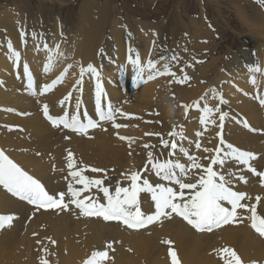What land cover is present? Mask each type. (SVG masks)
Returning <instances> with one entry per match:
<instances>
[{
	"label": "bare ground",
	"instance_id": "obj_1",
	"mask_svg": "<svg viewBox=\"0 0 264 264\" xmlns=\"http://www.w3.org/2000/svg\"><path fill=\"white\" fill-rule=\"evenodd\" d=\"M92 3L82 4L78 17L82 23L80 27L69 23L59 26L54 19L45 16L29 22L17 21L16 17L0 20V149L7 157L38 178L51 192L65 191L72 179L68 175L67 150H71L77 161L82 162L78 166H88L89 170L84 175L106 177L105 184L112 188L118 183L127 186L130 181L126 176L136 171H140L150 183L167 184L151 170L143 171L148 152L144 145H155L156 154L161 152L160 137L146 134L159 133L170 140L173 138L168 134L174 131V125L177 126L175 131L182 125L187 138L183 147L198 157L201 163L207 165L209 160L205 158L215 155L213 151L206 152L204 149L221 146L222 137L225 143L256 154L250 164L257 171H264V105L260 103V99L264 98V45L255 47L251 42L241 41L233 47L226 58V67L231 71L229 77L227 68L222 72L223 66L219 68L213 59L200 66L195 64L193 57L202 55L205 43L193 37L196 39L188 56L196 72L193 73L185 66L183 44L176 45V40L171 41L168 35L165 36L167 40H162V37L158 43L143 32V35L130 33L129 36L118 26L113 36V32L108 31L112 20L110 14L106 9L93 14L95 4ZM242 9H238L241 19L260 34L259 39L261 36L264 38V17L253 20ZM73 30L79 37L71 36ZM22 33L25 35L22 36ZM9 40L14 50L21 54L19 67L14 58H10ZM44 40L52 49L59 44L63 54L56 58L48 71H45V65L49 64V53L44 50ZM129 49L133 58L139 52L142 65L149 58L156 61L158 56H179L178 63L170 64L176 77L161 75L148 80L149 73L145 72L146 82L137 83L131 65L127 63ZM25 63L34 77L35 95L26 87L27 78L23 75ZM89 63L101 72L100 83L107 94L102 102H111L114 107L129 114L127 117L118 114L115 120V123L127 127L115 128L112 121H99L95 112V78L90 73L86 74L82 85L78 84L80 68ZM256 64L261 71L255 74L256 84H252L248 66ZM121 65L127 69L123 76L118 70ZM181 68L189 77L187 81ZM213 68L214 77L210 75ZM157 69H164L162 60ZM52 70L56 71L51 73ZM62 75L63 80L53 85ZM235 78H241L237 86L244 92L232 95ZM178 79L183 82H177ZM201 81H207L219 90L227 101L220 104L219 98L206 96L214 105L213 110L220 108L219 113L209 118L215 119L216 124L208 123L207 130L200 123L201 113L195 109L196 101H200V107L205 106L201 103V92L190 87ZM223 81L229 82L230 95L223 94ZM43 85L53 86L41 95ZM69 93L71 99L66 100ZM77 99L81 102V114L86 111L88 116L98 121V126L89 129L87 135L72 132L62 125L54 127L43 112L47 104L53 116H62L65 111L71 115ZM61 101H64L63 106ZM184 106H189L187 116ZM221 113L228 114L222 128L219 127ZM198 132L200 136H197ZM175 140L180 143V140ZM197 141L201 144L199 150L195 147ZM169 151L168 148L163 149L162 158H167ZM173 158L189 163L179 152ZM92 167L103 171L91 172ZM225 171L235 174L233 189L251 197V200L242 203L255 205L257 214L264 215L262 178L236 161L229 162ZM240 176L245 177L247 183L240 181ZM92 192L95 193V189ZM95 194L102 197V193ZM88 195L89 192H84L81 199ZM256 197H260L258 204ZM140 202L142 210L148 213L154 211L150 193H142ZM0 215L14 217L11 226L0 229V264H41V260H46L48 264H84L98 250L108 252V257L100 264H173L172 251L176 252L179 264H228L231 258L219 251L223 248L233 249L242 264H264V236L251 227L247 218L249 213L244 209L238 210L234 222L212 232L197 231L175 213L170 219L161 217L145 227L130 229L119 221L85 216L73 204L63 211L55 208L36 210L0 185ZM165 241H171V244ZM107 243L112 244L111 249H107Z\"/></svg>",
	"mask_w": 264,
	"mask_h": 264
},
{
	"label": "snow or ice",
	"instance_id": "obj_2",
	"mask_svg": "<svg viewBox=\"0 0 264 264\" xmlns=\"http://www.w3.org/2000/svg\"><path fill=\"white\" fill-rule=\"evenodd\" d=\"M25 34L22 33V36ZM35 39V36H33ZM43 39V37H41ZM26 43V41H25ZM7 47L11 53L10 58H14L17 67L21 59V54L15 51L11 40L7 42ZM39 50V46H38ZM44 50L49 53V64L45 65V71L56 62L58 56L63 54L60 52V45L57 44L55 49L48 46V41L44 40ZM132 50L129 49V56L127 63L131 65L134 78L137 83H144V73H149L147 79H155L161 75H170L176 77V73L171 70L170 64L178 63L180 57L173 54L171 57L161 56L156 61L149 59L146 64L142 65L139 52L135 53V58L131 55ZM161 60H167L169 63L164 64V71L157 69V64ZM70 67V66H69ZM249 72L252 74L250 83L256 84L255 74L261 71L258 64L248 66ZM119 72L123 76L126 72L125 66H119ZM91 74L96 80L95 86V112L99 121H112L115 128L127 127V125H120L115 123L117 115L127 117L129 114L123 113L119 108L114 107L111 102L104 103L102 98L106 97V92L103 89L101 81V72L94 65L89 63L87 66L80 68V77L78 84L82 85L83 77L86 74ZM181 73L184 69L181 68ZM23 75L27 78L26 87L35 95V82L32 73L30 72L27 63L23 65ZM189 79L184 73V80ZM63 80V75L53 82V85ZM177 82H183L177 80ZM53 85H43V95ZM215 97H218L220 104H226L227 101L223 99L222 94H219L215 88L211 89ZM71 99V93L68 94L66 100ZM204 98L201 97V100ZM260 103L264 105V98L260 99ZM64 105V101H61ZM185 107V115L189 110V106ZM196 110L201 113L200 123L205 126L207 124H216L215 119H209L214 113H219L220 108L215 110L207 106L200 107V101L195 102ZM45 117L52 123L54 127L61 125L72 132L81 135H87L91 128L98 126V121L88 116L85 111L81 114V102L77 99L75 109L71 115L65 111L62 116H53L49 112L47 104L43 107ZM83 115V118H82ZM227 113L219 115L220 125L223 127V121ZM177 126L174 125V131L168 135L170 140L164 139L159 133H151L146 135H156L160 137V154H156V146L145 144L144 148L148 149L146 163L143 171L151 170L162 181L167 184L150 183L147 179L142 177L140 171H136L126 176L129 179L127 186H121L119 183L112 188L105 184V178H93L84 175L88 171V166L82 165V162L77 161L75 154L71 150H67V167L69 169L68 175L72 178L69 181L65 191L51 192L46 189L45 185L33 175L29 174L22 167L14 163L7 157L2 149H0V185H2L13 196L18 197L22 201H26L29 205L40 209H59L61 211L67 210L70 204L75 205L76 209H80L85 216L102 217L105 221H119L130 229H139L158 221L161 217L171 218L172 214L182 217L189 225L197 231L212 232L213 229L219 228L224 224L234 222L237 219L239 209H244L249 213L247 217L251 221V227L264 236V215L257 214L255 205L249 203H242V201L251 200L247 193L234 190L232 187L233 178L235 174L225 171V166L231 162L236 161L239 164L245 165L248 169L257 176L262 178L264 183V171H257L255 167L250 164V161L256 158V154L240 150L230 143H225L223 138L220 139V145L215 149H204V151H213L215 153L212 157H206L209 160L207 165L200 162V159L191 154L183 147V141L187 139L180 136V143L174 139L180 133L175 131ZM181 129L183 126H179ZM201 133H197L200 136ZM70 139V137H66ZM123 140H132L130 137H119ZM197 150L201 148L199 141L195 142ZM170 149L167 158L163 157L162 150ZM177 152L182 154L189 163L181 162L180 159H174ZM150 166V168H149ZM91 172H102L103 169L92 167ZM67 179V177H65ZM243 183H247L245 177H238ZM80 185V187H76ZM171 185V186H169ZM95 193H102V197ZM84 192H89L90 195L83 197ZM150 193L151 200L154 205V211L148 213L141 208L140 195L142 193ZM68 197L66 201L65 198ZM103 200L104 202H101ZM257 204L260 197H256ZM230 206V207H229ZM14 217L11 215H0V229L11 226ZM55 244L54 240H51ZM171 244V241H165ZM107 249L112 248L111 243L106 244ZM47 254V249L44 250ZM223 255L230 257L228 264H242L241 258L231 248H223L219 250ZM173 264H179L177 254L175 251L171 252ZM108 257V252L105 250L94 251L90 258L84 264H100V261ZM41 264H48L46 260H41ZM255 264V262H253Z\"/></svg>",
	"mask_w": 264,
	"mask_h": 264
},
{
	"label": "rangeland",
	"instance_id": "obj_3",
	"mask_svg": "<svg viewBox=\"0 0 264 264\" xmlns=\"http://www.w3.org/2000/svg\"><path fill=\"white\" fill-rule=\"evenodd\" d=\"M84 2L95 4L93 14L106 9L112 19L108 31L111 34L113 32V36H115V30H118L115 28L119 27L121 32L127 33L129 36L141 35L143 32L144 35L147 34L158 43L162 37H164L162 40H167L168 38L165 36L168 35L171 41L176 40V45L183 44L185 66L193 73L196 72L188 56L192 43H194L193 40L196 38L204 41L205 48L202 55L197 54L193 57L195 64L198 63L200 66L213 59L218 63L219 68L223 66L222 72L227 68L229 77H231V71L229 67H226L228 65L226 58L228 53L234 49L233 47L240 44L241 41L251 42L255 47L264 45L263 36L259 39L260 34L248 27L238 12V9L243 8V12L245 11V14L253 20L261 18V16L264 17V0H0V20L15 19L16 17L17 21L29 22L33 21L32 19L45 16L47 19H54V22L59 26L69 23L80 27L82 23L78 17H80L79 11L83 8ZM120 28L126 31L124 32ZM75 32L76 30H73L71 36H76ZM77 37L79 36L77 35ZM166 63H168L167 60H162L163 67ZM54 71L56 70H52L51 73ZM214 72L213 68L212 74H210L213 77L215 76ZM239 80L241 81V78H235L233 86L231 85L232 95L244 92V89L237 86ZM228 86L229 82H222L223 94L230 95ZM190 87L201 92L200 98L202 96L204 98L201 103L205 105L207 102L208 107H214L206 98L209 96L210 99L212 97L218 99L211 92L213 89L211 84L201 81V83ZM217 92L219 93V90ZM177 132L180 135L174 139L180 140V136H184L183 128H179Z\"/></svg>",
	"mask_w": 264,
	"mask_h": 264
}]
</instances>
